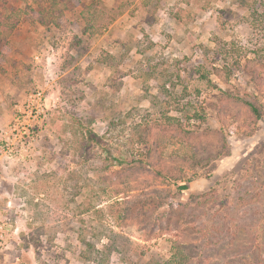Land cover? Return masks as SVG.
<instances>
[{
  "label": "rangeland",
  "instance_id": "374dc122",
  "mask_svg": "<svg viewBox=\"0 0 264 264\" xmlns=\"http://www.w3.org/2000/svg\"><path fill=\"white\" fill-rule=\"evenodd\" d=\"M13 11L19 23L0 36V264L171 260L173 233L145 241L135 225L119 227L107 214L110 204L131 201L140 221L149 216L148 206L161 202L159 194L176 189L153 177L145 160L150 146L136 143L137 127L150 128L154 145L166 143L161 160L175 176L191 175L181 199L190 203L191 195H204L190 209L198 222L220 227L213 260L225 263L242 252L236 244L255 231L264 238V178L254 168L256 160L264 165V95L253 83L247 89L264 74L253 53L264 46V0H80L61 15L45 0H0V17ZM91 17L98 18V32ZM224 43L237 49L242 78L218 86L237 87L240 96L263 105L251 129L241 124L245 116L232 129L241 106L192 73L202 51ZM37 89L46 115L28 121L34 135L24 131L13 140L14 117ZM187 102L189 114L204 108V124L168 119L183 118ZM88 131L100 138L96 148L86 140ZM182 135L198 151L221 144L225 153L194 174L182 161L189 145L169 144ZM8 145L12 155H6ZM212 186L221 201L205 197ZM232 226L241 233L231 245Z\"/></svg>",
  "mask_w": 264,
  "mask_h": 264
},
{
  "label": "trees",
  "instance_id": "16d2710c",
  "mask_svg": "<svg viewBox=\"0 0 264 264\" xmlns=\"http://www.w3.org/2000/svg\"><path fill=\"white\" fill-rule=\"evenodd\" d=\"M79 1L80 0H45L47 5H49L54 12L57 11L59 15H61V13L69 7L70 2L78 4ZM62 5L63 8L61 7ZM91 15H93V12ZM26 17L29 20L31 19L29 15ZM97 19L91 17V29L95 32H98L101 29L100 26H97ZM39 20L40 23H44L41 19ZM19 21V12L15 11L10 13L8 16L0 17V36L2 31H6L9 34ZM253 53H255L256 57L259 59L257 61L260 63V66L264 67V46L257 49ZM236 54H238V51L234 47L233 43H230V45L224 43L222 45L215 46L214 49L207 48L204 52L202 51L201 58L198 60L196 65L192 66V73L195 76V80L200 84H205L206 87H210L212 90H219L220 86L218 85H229L232 84L233 80H238L239 77L242 78L241 76L238 77L239 62L236 60ZM252 81L253 82L248 84L247 89H249L253 83L254 86L259 88L261 95H264V74H262V77L255 76L252 78ZM220 90L223 95L225 94L228 97L230 96L232 100L235 101V105L238 107L241 106L240 108L243 109V111L238 110L237 113L232 115L233 123L235 124L231 126L232 129L235 127L238 129L240 127L238 124L239 122L236 123L237 118L240 119V117L245 116V120H243L241 124L242 126H247L248 129H251L258 122H260L263 115V105L258 99L248 96H240L239 89L237 87H234L233 97L231 96L233 91L221 88ZM199 93V90L196 89V94L199 95ZM188 105L189 103L187 102L184 107L185 112H181L183 113V118L180 116L181 120L178 117L175 118L172 116L168 119H173L178 124L180 122H185L188 125H192L191 123L194 121L199 122L198 126L204 124V122H206L204 108L202 106H198V108H194L193 112L189 114L191 110L189 108L190 106L187 107ZM177 123H172L173 125L171 127H176L175 124ZM192 126L197 127L195 124ZM138 128L139 127H137V132L135 134L137 137L136 143H144L150 146L146 153L145 160H147L148 165L152 167L153 177L162 182L172 181L176 186V189L170 192L167 191L165 195L159 194L161 202L148 206L147 210H150V213H148L149 216H146L145 218L142 217L140 221V214L137 212L138 209L136 210L134 208L135 203L124 200L119 203L114 202L113 204H110L107 207V214L110 215V217H113L115 224L119 227L120 225L126 223H128L129 226L135 225L136 230L143 235L145 241L155 237H160L165 233H173L174 240L171 244V260L163 264H264V238L261 237L262 234H259L257 231L253 232L254 238L244 241L241 244H236L237 249L240 247L244 249L242 252L237 251V254H233V258H225V263H221L219 260H213L214 252L217 251L216 238L220 227H218L217 223L214 221H208L207 223L201 221L198 222L195 217L197 214L192 212V209L200 203V201L198 202L197 197H204V195H191L190 203L194 205L192 207H190V203H186L181 199V194L189 189L188 183L192 179V177H190L191 175H186L182 171L181 174H176L175 176V174L172 173V170L170 171L167 165L161 160V155L167 147L166 143L164 141L155 142L157 144L154 145V143L150 142V128L147 129L145 127L141 130ZM229 130L230 132L232 131L230 128ZM193 131L194 130L192 129L187 134H190ZM251 131L248 135H252ZM88 133L89 137L86 139L88 144H90L91 147L96 148L100 145V142L98 141L100 138L93 132L88 131ZM222 134V132L219 133L220 138L222 137ZM185 139L186 138L185 136L183 137V135L180 140H178V137L173 139L170 138L169 144L189 145L187 152H185L182 156V161L189 163V167L191 169L190 171L194 174L197 173L198 170H204L225 153L221 144L216 145V149L207 148L204 152H202L201 150L198 151L197 146L195 147L194 144L190 145V141ZM260 147L264 148V145L260 144ZM123 163V161H119L117 165L122 166L121 164ZM124 164H127V162ZM126 166H128V169L130 168L129 165ZM254 168L257 173L264 178V165L262 166V164L258 163V160H256ZM262 188H264V185L259 187V189L263 191L264 189ZM176 191H178V193ZM115 193H122V190H116ZM220 194L221 192L217 191L216 186H212L205 194V197L209 196L212 199L217 198L221 201L222 197ZM225 201H227V199H225ZM158 209H162L163 211L159 215H156ZM222 209H224V207ZM144 214L146 215V212ZM224 218L225 217L222 216L223 224L227 225ZM230 228H233L229 235L232 240V245L234 241L235 243H238V237L240 236L241 230L235 228V226ZM248 229L242 230L245 235H247V238H250ZM109 249L111 250L112 248ZM147 264L160 263L152 262Z\"/></svg>",
  "mask_w": 264,
  "mask_h": 264
},
{
  "label": "built area",
  "instance_id": "2783aa9c",
  "mask_svg": "<svg viewBox=\"0 0 264 264\" xmlns=\"http://www.w3.org/2000/svg\"><path fill=\"white\" fill-rule=\"evenodd\" d=\"M22 111L17 113L14 117V120L12 122V126L10 128V137L13 138V140H17L20 137V133L27 134L26 136H32L34 135V131L29 128L28 121L30 120H36V119H44L45 111H44V105H43V94H41V90L37 89L25 96V101L21 105ZM22 115H25V118H23ZM21 144L20 147H24V142H19ZM11 145H8L6 155H12L13 150L11 149ZM1 229V227H0Z\"/></svg>",
  "mask_w": 264,
  "mask_h": 264
}]
</instances>
